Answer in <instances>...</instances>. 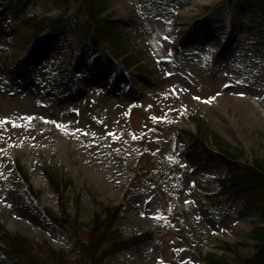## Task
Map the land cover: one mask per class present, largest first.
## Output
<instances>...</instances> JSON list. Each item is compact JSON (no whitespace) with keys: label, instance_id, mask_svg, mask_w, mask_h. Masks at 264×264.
Here are the masks:
<instances>
[{"label":"rangeland","instance_id":"374dc122","mask_svg":"<svg viewBox=\"0 0 264 264\" xmlns=\"http://www.w3.org/2000/svg\"><path fill=\"white\" fill-rule=\"evenodd\" d=\"M82 1L34 0L19 12L0 0V225L35 245L33 262L19 260L0 238V264H60L43 241L73 248L65 264H78L82 228L50 219L63 206L46 168L71 179L66 211L85 231L97 202L122 205L114 228L125 238L156 231L103 264H207L206 253L264 264V244L258 256L251 239L258 210L220 202L230 168L194 144L188 119L201 117L248 162L264 159V0H105L142 58L135 74L90 42ZM17 200L32 214L14 210Z\"/></svg>","mask_w":264,"mask_h":264},{"label":"trees","instance_id":"16d2710c","mask_svg":"<svg viewBox=\"0 0 264 264\" xmlns=\"http://www.w3.org/2000/svg\"><path fill=\"white\" fill-rule=\"evenodd\" d=\"M33 1L16 0L17 11L25 12ZM79 10L86 12L87 19L83 25L86 26L90 42L94 46L105 47L103 51L107 61L111 63L114 61L116 67L125 73L135 74L144 69L143 65H138L142 58L131 54L126 47L125 39L117 21L112 19L111 15L105 14L107 10L105 0H83ZM35 19L36 16L29 19L31 20L30 24ZM43 21V19L40 22L38 20L40 25ZM188 117L195 126V131L190 133L194 139V144H208L214 147L230 168L229 176L219 179L223 188L219 195L226 193L225 197H221L220 202L230 198H232V201L245 198L249 205L258 210L260 218L255 220L251 239L255 242L254 246L259 249V256L260 248L264 244V159L257 158L252 162H248L245 151L228 143L215 130L210 128L208 123L201 117L193 112L188 113ZM57 172L46 168L49 183L53 190L59 194L61 206H63V216L58 217L50 212L48 214L53 222L66 229L68 225H73L74 222L81 225L82 230L74 226L77 229L74 246L77 249L76 253L79 255L78 264H103L108 257H113L131 247H142L153 240L155 232H144L128 238L123 237L114 228L120 219L121 206H107L101 202H97L101 212L94 214L90 225L87 226L85 231L83 223L79 221L80 215L71 217L66 211L67 198L65 194L68 188L71 187L72 181L70 178L60 177ZM79 199L77 196L75 203L78 207H80ZM0 238L3 241L1 248L6 255L33 262L31 249L35 245L31 239L22 234H13L2 225H0ZM43 242L47 246L50 255L58 260L60 264H65L70 257L67 255L72 254L74 251L73 248L69 253L56 251L46 241ZM224 246L230 251L233 248L238 250L241 243L232 244V246L231 244H225ZM206 259L207 264H221L220 257H217L214 253H208ZM245 263L258 264L257 259L252 258L245 260Z\"/></svg>","mask_w":264,"mask_h":264},{"label":"bare ground","instance_id":"6f19581e","mask_svg":"<svg viewBox=\"0 0 264 264\" xmlns=\"http://www.w3.org/2000/svg\"><path fill=\"white\" fill-rule=\"evenodd\" d=\"M12 206H13L14 210L19 211L20 213H24V214H28V215H31L32 214V211L30 210V208L28 207V205L26 204V206H24L18 200H17V202H14Z\"/></svg>","mask_w":264,"mask_h":264},{"label":"snow or ice","instance_id":"6c2138e0","mask_svg":"<svg viewBox=\"0 0 264 264\" xmlns=\"http://www.w3.org/2000/svg\"><path fill=\"white\" fill-rule=\"evenodd\" d=\"M165 39H167V37ZM85 135H87V133H85ZM133 138H136V137H133Z\"/></svg>","mask_w":264,"mask_h":264}]
</instances>
